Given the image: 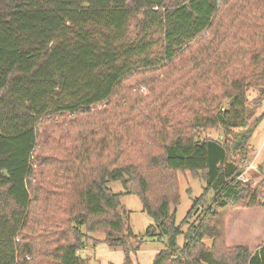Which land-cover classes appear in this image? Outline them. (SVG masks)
<instances>
[{
    "label": "trees",
    "instance_id": "16d2710c",
    "mask_svg": "<svg viewBox=\"0 0 264 264\" xmlns=\"http://www.w3.org/2000/svg\"><path fill=\"white\" fill-rule=\"evenodd\" d=\"M263 102L264 0H0V264H89L93 234L134 264L125 194L165 244L152 264H264L225 224L264 208L240 179ZM179 170L206 184L185 233Z\"/></svg>",
    "mask_w": 264,
    "mask_h": 264
},
{
    "label": "rangeland",
    "instance_id": "374dc122",
    "mask_svg": "<svg viewBox=\"0 0 264 264\" xmlns=\"http://www.w3.org/2000/svg\"><path fill=\"white\" fill-rule=\"evenodd\" d=\"M147 92L148 90L146 87L142 86L140 88L139 93L146 95ZM248 96L252 100L258 96V93L250 91ZM103 108L104 106L102 105L97 107L98 110ZM257 118H261L262 120L255 132L256 134H254L250 141V163L244 171L246 181L252 182L254 186L264 182V102L262 107L257 111L253 121ZM199 134L201 138L207 135L218 138L221 136V131L212 130L199 132ZM252 163H255L254 169H250ZM177 177L180 185L179 205H177V207L172 206L171 208L172 213L176 214L177 224L182 225V231L185 233L190 225L195 223L201 215L204 206L200 204L195 208V211L188 216L190 211L193 210L196 200L204 194L206 184L203 180L194 178L189 171L179 170ZM109 187L112 188L116 194L125 193L122 184L119 182L110 183ZM212 195V193H208L206 200L207 198L209 200ZM121 202L127 210V215L125 217L127 226L143 241L140 250L134 255L135 264H152L156 254L164 249L165 244L144 237L147 228L154 225V222L144 211L142 202L137 196L125 194L122 196ZM225 224L226 241L230 248L247 247L251 252H255L264 244V208L257 207L234 210L227 217ZM93 235L96 239L104 238L101 234ZM89 242L90 241L86 243L89 249L85 248V250L88 251L81 252L84 258L87 257L86 254L93 248V243L89 244ZM178 243L180 246H183L184 236L178 239ZM205 243L208 246L211 245V241L208 239L205 240ZM99 251L100 253L98 255L100 256V260L96 264H109V262L122 264L124 260V253L121 249H113L105 245L100 248ZM95 258L96 255L94 254V257L89 259L93 260Z\"/></svg>",
    "mask_w": 264,
    "mask_h": 264
},
{
    "label": "crops",
    "instance_id": "0c3cea01",
    "mask_svg": "<svg viewBox=\"0 0 264 264\" xmlns=\"http://www.w3.org/2000/svg\"><path fill=\"white\" fill-rule=\"evenodd\" d=\"M256 134V133H255ZM90 237H91V240H90V242H89V244L90 243H93L92 244V246H93V248H91V250L89 251V253H87L86 254V259H88L89 260V264H96L97 262H99V260H100V256L98 255L99 253H100V251H99V249L100 248H102V247H104L105 245H102V244H100V245H96L95 244V240H100V241H102V240H104V238H101V239H96L95 237H94V235H90ZM89 246L88 245H86V249H89L88 248ZM260 248V247H259ZM87 252L88 250H83V252ZM256 252V251H255ZM94 254L96 255V258L95 259H93V260H91V259H89V258H93L94 257ZM158 254V253H157ZM156 254V255H157ZM90 255V256H89ZM124 261V260H123ZM109 263H113V262H109ZM123 263V262H122ZM135 263H136V261H135ZM134 263V264H135ZM115 264V263H114Z\"/></svg>",
    "mask_w": 264,
    "mask_h": 264
},
{
    "label": "built area",
    "instance_id": "2783aa9c",
    "mask_svg": "<svg viewBox=\"0 0 264 264\" xmlns=\"http://www.w3.org/2000/svg\"><path fill=\"white\" fill-rule=\"evenodd\" d=\"M254 167H255V163H252L251 165H250V169H254ZM243 182H246V179H245V177H244V173L242 174V176H241V178H240Z\"/></svg>",
    "mask_w": 264,
    "mask_h": 264
}]
</instances>
